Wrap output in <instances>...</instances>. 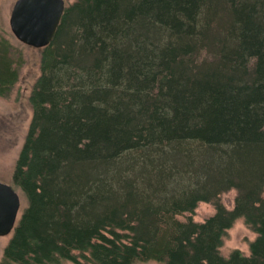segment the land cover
<instances>
[{
    "label": "trees",
    "instance_id": "obj_1",
    "mask_svg": "<svg viewBox=\"0 0 264 264\" xmlns=\"http://www.w3.org/2000/svg\"><path fill=\"white\" fill-rule=\"evenodd\" d=\"M41 69L3 264H264V0H77ZM239 219L250 255L223 256Z\"/></svg>",
    "mask_w": 264,
    "mask_h": 264
},
{
    "label": "rangeland",
    "instance_id": "obj_2",
    "mask_svg": "<svg viewBox=\"0 0 264 264\" xmlns=\"http://www.w3.org/2000/svg\"><path fill=\"white\" fill-rule=\"evenodd\" d=\"M17 0H0V37L8 38L20 54L21 66L18 82L7 96H0V182L12 185L21 199V208L18 221L27 207V200L20 188L13 184L15 166L25 143L26 136L33 117V109L30 96L34 86L42 74L41 61L43 49H36L20 43L13 35L9 20L13 6ZM77 0H65L66 6H70ZM237 192L232 190L222 195V202L229 210L234 208ZM216 213L214 205L200 203L192 215L195 222H204ZM184 220V217H180ZM13 232L6 236H0V264L4 261V250L9 244ZM254 233L244 222L239 219L228 230L220 251L223 256H229L234 250H240L245 255H250V244L255 241ZM62 264H74L65 261ZM139 264H163L155 261Z\"/></svg>",
    "mask_w": 264,
    "mask_h": 264
},
{
    "label": "water",
    "instance_id": "obj_3",
    "mask_svg": "<svg viewBox=\"0 0 264 264\" xmlns=\"http://www.w3.org/2000/svg\"><path fill=\"white\" fill-rule=\"evenodd\" d=\"M66 8L65 0H17L9 24L15 38L36 49L48 47L57 32ZM21 199L12 185L0 182V236L13 232Z\"/></svg>",
    "mask_w": 264,
    "mask_h": 264
}]
</instances>
